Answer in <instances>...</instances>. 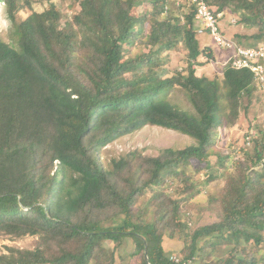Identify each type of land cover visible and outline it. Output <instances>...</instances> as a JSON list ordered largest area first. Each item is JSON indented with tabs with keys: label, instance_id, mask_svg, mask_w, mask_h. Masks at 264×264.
<instances>
[{
	"label": "trees",
	"instance_id": "16d2710c",
	"mask_svg": "<svg viewBox=\"0 0 264 264\" xmlns=\"http://www.w3.org/2000/svg\"><path fill=\"white\" fill-rule=\"evenodd\" d=\"M66 1L78 9L63 27L52 0H0L15 32L13 44L0 38V235L40 240L32 249L8 248L0 264H114L105 243L116 250L127 239L139 264H173L165 235L183 244L182 257L193 264H258L251 250L212 257L230 241L252 248L263 242L264 159L257 150L253 156L244 151L249 167L240 162L242 173L228 176L220 198L211 199L218 206L214 223L189 229L178 204L166 206V196L153 219L132 206L193 162L209 169L217 155L224 167L230 156L215 153L216 131L234 124L242 102L264 84L247 69L224 68L221 81L199 76V59L213 56L199 45L194 13L186 9L181 23V11L168 9L174 0ZM205 1L215 14L231 10L236 24L257 29L251 37L236 35L244 39L237 45L257 48L264 41V0L234 7L233 0ZM42 3L44 10L34 9ZM24 8L29 14L18 21ZM177 48L186 52L187 66L170 71L164 66ZM175 89L184 92L192 113L167 99ZM147 125L195 143L156 157L131 152L106 169L100 149Z\"/></svg>",
	"mask_w": 264,
	"mask_h": 264
},
{
	"label": "rangeland",
	"instance_id": "374dc122",
	"mask_svg": "<svg viewBox=\"0 0 264 264\" xmlns=\"http://www.w3.org/2000/svg\"><path fill=\"white\" fill-rule=\"evenodd\" d=\"M52 1L59 7L63 15L60 23L64 27L66 20L69 21L78 8H70L66 0ZM179 1L181 3L180 7L176 6L173 2L168 4V9H179L181 11L180 21L183 23L189 11L185 13L187 9L186 4L184 0ZM240 2L241 0H233L230 6L234 7ZM46 7V3L34 4V9L37 11L44 10ZM146 9L147 7L144 8V10ZM28 14L29 11L26 8L19 9L17 11L18 21L24 19ZM235 16L236 14H233L231 10H226L222 14L221 19L223 32L233 42L239 43V41L243 42L244 40L237 38L236 35H247V37H251L257 33V29L255 28L236 24ZM0 38L8 44H13L15 41L14 27L8 18L6 7L1 3ZM197 40L199 45L202 48H208L213 56L212 60H207L203 57L199 59L202 66L198 68V74L209 79L221 81L225 68L221 66V63L228 58L229 53L218 47L206 33L198 34ZM249 42L252 43L253 41L249 40ZM258 46H264V41L260 42ZM140 49L141 47L137 46L134 52ZM186 66V52L182 48H177L170 53V58L164 67L170 71H182ZM167 99L181 109L191 113L193 112L188 98L181 89H175L167 96ZM242 106H244V109L240 110L234 124H223L216 131L215 153L230 156L225 162L224 167L217 164V155L210 157L209 169L205 168L201 170L203 166L199 167L198 165H194L195 162H193L186 173L178 174L172 179L166 178L164 184L160 185L157 189H148L140 196H137L132 210L136 214H141L147 220L159 217L161 216V202L165 198L164 196H166L170 201L166 206L170 209L174 204H178L181 218L185 221L189 229H195L216 222L217 218H215L212 210L217 209L218 206L216 203H212L211 199L220 198L228 176L232 178L242 173L238 165L240 162L244 163V166L249 167L250 164L244 156V153L246 152L253 156L255 150H257L264 159V88L261 87V89L255 91L250 99H245L242 102ZM194 143L195 140L186 135L157 126L147 125L141 130L121 137L100 149L99 157L103 166L106 169H111L112 160L124 157L131 152H138L145 157H156L163 149L180 150ZM255 168L260 170L262 167L257 166ZM188 178L190 179L188 180ZM189 185H192V187L189 188ZM198 191L199 194L193 193ZM159 225H161V222ZM164 241L167 242L166 245L168 244V249L171 254L179 256L186 255V248L181 242H171L173 240L168 235H165ZM39 242L40 240L37 237L16 239L0 235V255L7 254L8 248L32 249ZM200 245L205 247V251H212L207 247L205 241H201ZM105 247L109 251L114 252V264H139V258L130 257V254L134 251V245L131 239H127L121 249L114 250V244L111 242H106ZM248 250H251L249 251L251 258L258 261V264H264V232L263 242L257 248H252L249 243L244 241H241L239 244L230 241L225 245H219L216 252L212 253V257L223 259L231 256L240 257L243 251L245 253L242 255L246 256L248 255ZM119 255L122 256L120 257Z\"/></svg>",
	"mask_w": 264,
	"mask_h": 264
},
{
	"label": "built area",
	"instance_id": "2783aa9c",
	"mask_svg": "<svg viewBox=\"0 0 264 264\" xmlns=\"http://www.w3.org/2000/svg\"><path fill=\"white\" fill-rule=\"evenodd\" d=\"M174 1L177 6L181 5L179 0ZM184 2L187 4L188 11L194 13V20L200 25L197 33H206L218 47L229 53L221 66L236 70L247 69L253 73L257 85L262 86L264 84V46L242 48L221 34L222 14H215L205 0H184ZM168 258L173 264H193L195 260L194 258L184 259L176 254H171ZM147 264L150 263L147 262Z\"/></svg>",
	"mask_w": 264,
	"mask_h": 264
},
{
	"label": "crops",
	"instance_id": "0c3cea01",
	"mask_svg": "<svg viewBox=\"0 0 264 264\" xmlns=\"http://www.w3.org/2000/svg\"><path fill=\"white\" fill-rule=\"evenodd\" d=\"M194 27L195 28H199L200 27V25L196 22V21H194ZM197 74H198V72H197ZM199 75V74H198ZM200 76V75H199ZM167 253H169V255L171 254L170 252H169V250L167 251Z\"/></svg>",
	"mask_w": 264,
	"mask_h": 264
},
{
	"label": "clouds",
	"instance_id": "9594fccd",
	"mask_svg": "<svg viewBox=\"0 0 264 264\" xmlns=\"http://www.w3.org/2000/svg\"><path fill=\"white\" fill-rule=\"evenodd\" d=\"M194 21H195V20H194ZM195 29H196V33H197V29H198V28H195ZM197 35H198V33H197Z\"/></svg>",
	"mask_w": 264,
	"mask_h": 264
}]
</instances>
